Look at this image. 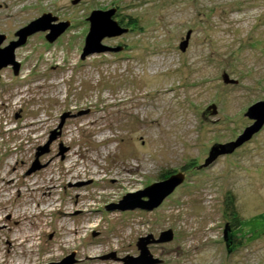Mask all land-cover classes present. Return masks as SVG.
<instances>
[{
    "label": "rangeland",
    "instance_id": "obj_1",
    "mask_svg": "<svg viewBox=\"0 0 264 264\" xmlns=\"http://www.w3.org/2000/svg\"><path fill=\"white\" fill-rule=\"evenodd\" d=\"M111 9L136 26L103 40L120 51L83 60L88 18ZM43 15L70 26L53 42L50 30L28 37L15 51L18 75L0 70V264L73 253L74 264H124L140 255L139 238L167 230L172 241L148 246L160 264H264V126L205 166L264 101V0H0L1 47ZM168 172L185 180L157 209H108ZM230 195L241 217L234 247ZM63 205L65 216L55 212Z\"/></svg>",
    "mask_w": 264,
    "mask_h": 264
},
{
    "label": "water",
    "instance_id": "obj_2",
    "mask_svg": "<svg viewBox=\"0 0 264 264\" xmlns=\"http://www.w3.org/2000/svg\"><path fill=\"white\" fill-rule=\"evenodd\" d=\"M77 2H74L76 4ZM117 10L111 9L108 11H93L88 18L90 23L89 33L85 39V46L82 54V59L102 53H115L120 51L122 48H110L103 44V40L106 38H116L128 33V28L122 27L115 19ZM56 20L50 15H43L38 20L30 23L27 27L21 29L16 33L17 41L10 42V44L2 48V44L6 40L4 35L0 34V70L11 66L13 68L14 74L18 75L20 64L16 61L15 51L19 47L23 46L28 37L32 36L38 32H45L50 30V33L46 36L48 42H53L60 35H62L67 28L70 26L68 22L60 23L57 26H50L49 21ZM48 22V23H46ZM190 33L188 32L185 41L180 45V49L184 52L188 47L190 40ZM226 83H234L229 81L228 77H225ZM215 110V106H212ZM69 115L65 114L61 118V124L59 130L62 129L65 120ZM246 117L253 121V124L247 127L244 132L234 141L228 145H221L220 147H214L209 154L208 160L205 162V166L213 163L219 156L232 153L235 149L241 147L244 143L251 140V138L257 134L264 126V101L255 103L248 108ZM56 138V133L52 135L48 144L39 149V153L36 155V161L29 170L28 173H33L43 166L39 164V157L42 154L48 153L49 144ZM185 180V175L182 172L170 175L167 179L163 181L156 182L143 191H139L135 194H127L123 197L119 204L110 206L108 209H116L120 211L128 210H143V211H153L160 207L162 203L178 188ZM228 227H226L225 233L227 234ZM173 240L172 230L164 231L160 234L157 240L153 239L152 235L145 238H140L137 247L139 249L140 255L136 258L127 257L122 260L124 264H159L160 261L153 259L150 252L148 251V245L153 243H167ZM74 253L67 256L59 263L51 264H74L75 259ZM105 257V259L109 258ZM114 257V255H112Z\"/></svg>",
    "mask_w": 264,
    "mask_h": 264
},
{
    "label": "trees",
    "instance_id": "obj_3",
    "mask_svg": "<svg viewBox=\"0 0 264 264\" xmlns=\"http://www.w3.org/2000/svg\"><path fill=\"white\" fill-rule=\"evenodd\" d=\"M121 26L126 23V27H134L136 26V21L132 18H128V21L127 22H124L123 20H120L118 22ZM173 172H168L167 174L163 175L162 178L163 179H167L170 175H172ZM225 212L227 214V217L230 218V221H229V225L227 224V227H228V231L232 232V231H235L237 229L240 228V225H241V217L238 213V210L236 208V200H235V197L234 196H228L227 197V200L225 201ZM230 232L229 236V242L232 243L233 247L234 245H237V243H239L238 241H236V237L232 238V233ZM232 247V248H233ZM231 249V248H230Z\"/></svg>",
    "mask_w": 264,
    "mask_h": 264
},
{
    "label": "bare ground",
    "instance_id": "obj_4",
    "mask_svg": "<svg viewBox=\"0 0 264 264\" xmlns=\"http://www.w3.org/2000/svg\"><path fill=\"white\" fill-rule=\"evenodd\" d=\"M7 175L8 174H5L4 175V177H3V179H5L6 177H7ZM9 180H11V181H7V185H6V189L7 190H10V189H15V183H14V181H13V179H9ZM10 182H12V184L10 183ZM32 186H35V184H33ZM51 187H52V189H55V185H51ZM2 187H0V189H1ZM44 189H46L45 187H44ZM34 190L36 191H38V188H34ZM47 191V190H46ZM18 192V191H17ZM45 195L47 194V195H51V192L49 193H44ZM81 197V194H78L77 195V202H76V207H77V209H79V210H81V208L82 207H84L83 205H81L80 203H79V198ZM9 200H7V199H4V200H2V202H8ZM53 204H51V206H52ZM62 206V205H61ZM94 210H96V208H94V209H88L87 211H86V213H91V212H93ZM68 211V208L65 206V205H63V207H61L59 210H56L55 212H58V213H60L61 214V216H65V214H68V213H66ZM15 218L16 219H19V218H22V220L24 219L23 218V215L22 214H19L18 212H16L15 213ZM92 221L91 220H89L88 221V224L89 223H91ZM64 224H66V221H64L63 222ZM98 224L96 225V226H92L91 228H94V229H96V228H98ZM75 231H76V233L78 232V229H74ZM24 231H26V229L24 228V224L22 225V229H21V231H19V232H21L20 233V236H22V235H24L25 234V232ZM16 240H18V237L16 238V239H14V241H16ZM13 241V242H14ZM94 259H91V261L89 262V264H95L96 262H94L93 261Z\"/></svg>",
    "mask_w": 264,
    "mask_h": 264
},
{
    "label": "flooded vegetation",
    "instance_id": "obj_5",
    "mask_svg": "<svg viewBox=\"0 0 264 264\" xmlns=\"http://www.w3.org/2000/svg\"><path fill=\"white\" fill-rule=\"evenodd\" d=\"M106 11H108V10H106ZM122 27H124V28H128V29H131L132 27H126V23H124L123 25H122ZM68 29V28H67ZM12 42V41H11ZM2 48H4V47H2ZM126 49V47L124 46V48H123V50H125ZM95 55V54H94ZM85 60V59H84ZM20 64V63H19ZM9 67H11V66H9ZM21 65H20V68H19V72H20V70H21ZM11 69H13L12 67H11ZM19 74V73H18ZM29 172V171H28ZM36 172V171H35ZM34 173V172H33ZM29 174H31V173H28V175ZM143 211V210H142ZM145 212H150V211H145ZM162 233V232H161ZM160 233V234H161ZM149 235H151V234H149ZM149 235H147V236H149ZM146 236V237H147ZM160 236V235H159ZM159 236H158V238H159ZM141 238H145V237H141ZM158 238H154V236H153V239L154 240H157ZM140 239V238H139ZM153 244H157V243H153ZM160 244V243H159ZM151 245V244H150ZM149 246V245H148ZM139 250V249H138ZM149 251V250H148ZM134 258H136V257H134ZM153 259H157V260H159L158 258H154L153 257ZM123 260V259H122ZM160 262H161V260H159ZM160 264V263H159Z\"/></svg>",
    "mask_w": 264,
    "mask_h": 264
}]
</instances>
